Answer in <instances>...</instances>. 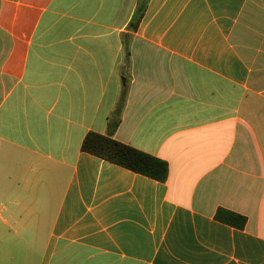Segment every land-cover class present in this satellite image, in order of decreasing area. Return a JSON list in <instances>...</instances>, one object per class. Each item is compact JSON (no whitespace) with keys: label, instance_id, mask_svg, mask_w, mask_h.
<instances>
[{"label":"crops","instance_id":"obj_1","mask_svg":"<svg viewBox=\"0 0 264 264\" xmlns=\"http://www.w3.org/2000/svg\"><path fill=\"white\" fill-rule=\"evenodd\" d=\"M137 2L0 0V264H264L250 0H150L131 33ZM126 86L112 137L165 161V183L80 150Z\"/></svg>","mask_w":264,"mask_h":264},{"label":"trees","instance_id":"obj_2","mask_svg":"<svg viewBox=\"0 0 264 264\" xmlns=\"http://www.w3.org/2000/svg\"><path fill=\"white\" fill-rule=\"evenodd\" d=\"M149 1L150 0H138L133 17L127 27L129 32L135 33L137 31ZM129 37L130 35H125V59L127 63L130 54ZM126 94L127 86L114 110L113 118L109 120L107 134L88 133L82 140L80 150L85 154L153 181L165 183L169 172L168 165L165 161L134 149L129 145L120 143L112 137L120 124L121 110L126 99ZM214 218L217 222L237 230H243L247 223V219L244 216L222 208L216 211Z\"/></svg>","mask_w":264,"mask_h":264},{"label":"rangeland","instance_id":"obj_3","mask_svg":"<svg viewBox=\"0 0 264 264\" xmlns=\"http://www.w3.org/2000/svg\"><path fill=\"white\" fill-rule=\"evenodd\" d=\"M237 43L241 48H258L264 35V0H250L239 22Z\"/></svg>","mask_w":264,"mask_h":264}]
</instances>
